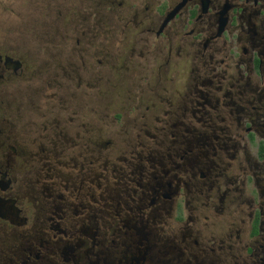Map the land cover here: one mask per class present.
I'll use <instances>...</instances> for the list:
<instances>
[{"label": "flooded vegetation", "instance_id": "obj_1", "mask_svg": "<svg viewBox=\"0 0 264 264\" xmlns=\"http://www.w3.org/2000/svg\"><path fill=\"white\" fill-rule=\"evenodd\" d=\"M146 32L155 56L167 52L159 75L172 50L195 62L184 112L154 118L167 152L109 174L122 181L111 189L100 183L105 167L77 185L53 182L60 175L46 163L37 168L44 183L17 178L14 159L26 158L9 146L0 154V264H264V0H158ZM22 66L0 52V84ZM27 154L45 158L40 147Z\"/></svg>", "mask_w": 264, "mask_h": 264}, {"label": "rangeland", "instance_id": "obj_2", "mask_svg": "<svg viewBox=\"0 0 264 264\" xmlns=\"http://www.w3.org/2000/svg\"><path fill=\"white\" fill-rule=\"evenodd\" d=\"M157 2L0 0V52L23 61L21 74L0 84V154L13 146L26 158L14 159L17 178L33 183L42 174L37 168L46 163L60 175L53 182L77 185L89 183L87 178L105 167L108 176L100 183L115 189L122 181L109 174L149 164V157L160 161L169 144L158 143L161 136L154 128L161 123L154 118L168 121L184 112L195 62L187 50L179 56L172 50L168 74L157 73L167 52L155 56L146 32ZM41 127L45 139L30 143ZM194 129H200L198 124ZM56 133L65 145L59 153L53 146ZM86 145L91 158L74 154ZM39 147L45 158L31 159L27 152ZM38 180L37 185L44 183Z\"/></svg>", "mask_w": 264, "mask_h": 264}]
</instances>
